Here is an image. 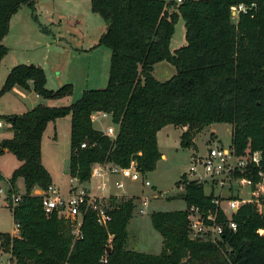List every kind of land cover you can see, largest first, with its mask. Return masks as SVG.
<instances>
[{"label": "trees", "instance_id": "1", "mask_svg": "<svg viewBox=\"0 0 264 264\" xmlns=\"http://www.w3.org/2000/svg\"><path fill=\"white\" fill-rule=\"evenodd\" d=\"M34 1L0 0V61L8 52L2 40L11 16L21 6L33 10ZM241 3L255 6L233 18L230 8ZM90 8L106 24L95 46L111 51L107 84L84 89L68 105L39 103L6 115L12 136L0 141V154L8 151L20 162L8 178L6 199L18 177L25 190L16 193L21 197L15 205L7 203L18 233L2 232L0 249L14 264H264V233L258 232L264 228V199L261 212L254 203L242 204L233 216L236 229L225 228L221 242L191 237L187 207L208 205L212 195L185 173L175 182L183 184L179 196L185 208L150 213L152 227L162 236L157 254L126 248L134 197L110 204L107 228L97 223L93 211H84L78 235L70 219L57 210L44 211L42 195L32 193L52 184L41 160V137L48 122L66 115L71 117L68 173L80 183L90 180L95 163L127 166L135 159L142 174L153 171L161 158L157 132L168 124L184 127L180 144L188 146L205 126L229 123L237 156L261 154V167L250 168L247 176L254 183L260 180L258 171L264 176V0H90ZM178 18L184 21L186 42L171 51ZM160 61L175 69L167 80L153 74ZM30 84L45 99L73 92L72 83L47 88L41 66L19 63L7 73L0 94ZM96 111L109 114L117 126L114 138L93 127Z\"/></svg>", "mask_w": 264, "mask_h": 264}, {"label": "rangeland", "instance_id": "2", "mask_svg": "<svg viewBox=\"0 0 264 264\" xmlns=\"http://www.w3.org/2000/svg\"><path fill=\"white\" fill-rule=\"evenodd\" d=\"M77 2L73 0H39L38 8L36 9L38 17H33L31 19L24 16V14L30 13V10H33L27 6H23L19 12L17 11L18 13L16 12L11 16L12 18L9 21L8 35L5 41V44L10 48L9 55L16 57V59L19 60L18 63L34 64L36 62H45L49 77L56 81V74L59 70L54 67L66 63L71 51L73 54L78 55L79 52H77L75 48L89 46L90 41L98 38L99 34L104 29L105 22L98 13L91 11L90 1L77 0ZM19 16L23 18L22 25L16 21ZM49 17H51V19H47ZM19 25H21L20 28H18ZM45 28L48 30H45ZM57 33H60L62 38L56 41L53 38L58 36ZM50 38L53 39V42L49 46L44 45L43 42ZM184 43V21L182 18H178L174 25L171 44L172 47H179ZM101 49L99 53L110 51V49L104 45H101ZM47 57L48 59H46ZM100 58L102 62L100 68L104 73L107 71L109 64L107 63L108 59L107 57L105 58L103 54H101ZM8 61L9 60L6 59L5 62L0 64V88L3 84L4 71ZM84 61L85 56L80 58L76 56L72 57V65L67 71L71 79L75 78L73 79L75 82L72 92L74 96L73 101L80 97L82 92L81 89L85 88L86 82L82 78L83 74L78 68ZM163 63L170 65L173 72L165 73V71L161 69L162 66H155L156 68L153 70V74L161 81L169 79L175 73V69L170 63L166 61ZM73 64H75V68ZM106 84L107 79L105 81L101 79L98 88H104ZM15 91L16 90H13V92L6 91L7 93L4 92L0 94V110L2 113L8 111L10 106L17 100L18 97ZM0 121L2 122V126H0L1 141L4 138L11 137L12 131L6 119V114L0 115ZM92 123L93 127L96 129L106 128L109 124L111 125L108 115L100 116V118L93 120ZM159 131V149L165 154V158H160L156 163L155 169L145 174L144 179H148L151 185L145 186L140 180L133 181L130 178H124L126 185L125 190L128 195L120 194L121 196H114L113 199H110V202H108L113 204L120 198L134 197L135 207L133 216L127 225V249L151 253L158 252L160 245L158 237H160V234L152 227L150 213L158 210L173 211L185 208V202L179 196L181 190L177 189L175 182L184 172L190 178L197 177L193 173H190L189 167L195 164L194 158L201 157L206 153L207 147L216 145L226 147L230 145L232 125L229 123H212L207 125L193 137L192 142L188 146H182L180 144L181 127L166 125ZM53 143L55 145V151L49 150L47 154L46 146L44 147V151L50 163L55 166L57 177L62 183L61 192H63L68 183L70 150L68 129L61 126L60 135ZM3 153L0 154V172L10 177L14 167L19 164V161L12 153ZM17 179L15 182L14 194L21 193L24 190L23 183L19 182ZM8 185L9 183H7V180L4 179L0 181V188L3 190L0 192V233H11L15 228L10 208L7 206L8 200L6 199V194L8 192ZM118 190L122 191V189ZM93 191L99 192L96 186L93 187ZM205 191H207V189H205ZM156 193L158 196H154ZM247 193L248 192L243 193L244 197H247ZM142 197H147L148 205L144 208V212L139 213L138 208L142 207L140 205ZM0 250H2V248ZM0 252V264H9L7 263L8 254L5 251Z\"/></svg>", "mask_w": 264, "mask_h": 264}, {"label": "built area", "instance_id": "3", "mask_svg": "<svg viewBox=\"0 0 264 264\" xmlns=\"http://www.w3.org/2000/svg\"><path fill=\"white\" fill-rule=\"evenodd\" d=\"M176 1L177 3L182 2V0ZM254 6V3L249 6L243 3L232 6L230 8L231 15L233 18H237L240 13L245 14ZM107 115L109 116L106 112L96 111L91 114V119ZM0 126H2L1 121ZM103 133L111 138L116 136V131L111 126L107 127ZM86 145V142L81 143V147H86ZM194 161L195 164L189 167V171L197 177L187 176L188 179L205 184L209 190L207 194L212 196L208 205L187 207L189 234L191 237L218 243L223 240L225 228L236 229L237 225L233 216L242 204L254 203L259 212L263 210L260 200L264 192L263 172L258 171L260 180L256 183L250 176H247L252 168L259 169L261 167V154L259 151H254L246 156H237L230 145L226 147L216 145L207 147L206 153L201 157L194 158ZM110 174L121 178H130L133 181L140 180L145 186L151 185L148 179H144L145 174L137 169L135 159H131L127 166L114 163H95L91 168L90 180L85 183H89L93 179L97 180L96 189L99 193L93 191V187L80 183L76 177L70 176L67 194H62L53 185H49L46 190H43L41 195L44 211L51 213L53 210H57L62 216L70 219L77 235L82 213L87 210L93 211L97 223L107 228L112 220L111 205L105 200L103 193L109 187ZM115 186L123 188V180H116ZM182 188L183 184L181 183L177 189L181 190ZM2 191L0 188V192ZM245 192H248L247 197L243 195ZM154 196H158V194L156 193ZM20 197V194H10L11 205H15ZM140 205L142 207L138 208V212L142 213L148 205L147 197L141 198ZM16 227L18 228L17 225ZM258 232L264 233V228L259 229Z\"/></svg>", "mask_w": 264, "mask_h": 264}, {"label": "crops", "instance_id": "4", "mask_svg": "<svg viewBox=\"0 0 264 264\" xmlns=\"http://www.w3.org/2000/svg\"><path fill=\"white\" fill-rule=\"evenodd\" d=\"M73 1L74 2H77V0H73ZM163 1H165V0H163ZM171 1L177 3L176 0H171ZM38 2H39V0H35L34 1V9H33V11H31L29 9L30 10V13H25L24 16H26L29 19H31L33 17H36L37 18L38 17V14H37L36 9L38 8ZM165 2H170V1H165ZM22 7L23 6H21V8L18 10V12L22 9ZM47 19H51V17H49ZM16 21H18V23H20L22 25V22H23L22 16H19L16 19ZM21 25H19L18 28H20ZM105 29H106V24H104V29L99 34V37L105 31ZM45 30H48V29L45 28ZM184 34H185V28H184ZM7 35L8 34H6L5 37L2 40L3 44L6 45V46H7V44H5V41H6ZM57 35L58 36L56 38H53L56 41L59 40L60 38H62V36L60 35V33H57ZM172 37H173V35H172ZM172 37H171V39H172ZM98 38L94 39L93 41H90V45L87 46V47L75 48V50L77 52H79L78 55L73 54V52L71 51L70 54H69L68 60L66 61V63L60 64V65L54 67L55 69H58L59 70V72H57V74H56V77H57L56 81L54 79H52V78L49 77L48 72L46 70L47 69V66H46L45 62H40V63L39 62H36V63H34V64L39 65V66H41L43 68V70L45 72V75H46V86L49 87V88H52V89H56L55 87H58L59 85H61L64 82L72 83V85L75 86V82L73 80L75 78H72L71 79V77L68 76V72H67L68 71V68H70V66L72 65L71 64V58L72 57H75V56L77 58H80L82 56H85L84 63L83 64H80V67H78L79 70L83 74L82 78L86 82L84 89H88L87 87L98 88L99 87L98 85H99L101 79L105 81L108 78V71H109V64H108L107 71L103 73L102 69L100 68L102 66V62L100 60L101 59L100 56H101V54H103V56L105 58L107 57V59H108L107 60L108 61L107 63H109V61H110V55H111V51H105V52L99 53L102 50L101 49V45L95 46L96 42L98 41ZM53 39L50 38L49 40H46L45 42H43L44 45L49 46L53 42ZM169 47H170V50L171 51L174 50V49H176V48H178V47H172L171 40H170ZM9 50H10V48L8 47L7 54L2 58V61L0 62V64H1L2 62H5L6 59L9 60L7 66L5 68V71H4L3 81H4L7 73L9 72V70L14 65L19 64L18 63L19 60H17L16 57H13V56H10L9 55V53H10ZM46 59H48V57ZM163 62L164 61L157 62L154 65L153 70L156 68L155 66L159 65V66H162L161 69L164 70L165 73H172L173 72L172 67L170 65H168L167 63H163ZM164 64H167V65H164ZM73 67L75 68V64H73ZM52 85H58V86H52ZM84 89H81V91H83ZM13 90H16L15 92L17 93V97H18V98L16 97L17 100L15 101V103L12 106H10V108L8 109V111H5V112L2 113L1 110H0V115H4V114H6V115L21 114V113H23V112H25V111L33 108L38 103H41V104H44V105H49V106H60V105H65V104L68 105V104L72 103V101L74 99L73 93L71 95L64 96V97H61V98H56V99H45V98H42L39 95H37L31 89V84H30V87L28 89H25V88H23L21 86L15 85V86L12 87L11 90H9L7 92H13ZM7 92H5V93H7ZM98 118H100V117H98ZM94 120H96V119H94ZM109 120H110L111 125L109 124L107 127L111 126L117 132V126L115 124H113V122L111 121L110 116H109ZM92 122H93V120H92ZM70 125H71V117H70V115H66V116L57 118L54 121H50V122L47 123V125L45 127V130L43 131L42 137H41V160H42V163H43V165L45 166V168L48 170V172L51 175V178H52V184L51 185L57 187L60 192L62 190L61 180L57 177V174L55 172V166L50 163L49 159L45 155L44 147L46 146L47 154L49 153V150L55 151V145H54L53 142L55 140H57L58 136L60 135L61 126L64 127V128H66V129H68L69 136H70ZM92 125H93V123H92ZM168 125H172V124H168ZM174 127H177V126H174ZM106 128H100V129H97V130H100L101 132H103V131L106 130ZM181 129H182V132H183L184 131V127H181ZM159 132L160 131L157 132V144H158V148H159V137H158V133ZM159 151H160V149H159ZM6 152H8V151H5L3 154H5ZM160 153H161V158H165V154L162 151H160ZM19 164H20V162H19ZM18 165H16L14 167V169ZM0 174L2 176V178L0 179V181H2V180L5 179V180H7V183H9L8 182L9 176H6V175L2 174L1 172H0ZM69 178H70V175L68 173V183H67V187H66L65 191L61 192L62 194H67L68 187H69ZM119 179H123V182H124V178H121L120 176H116V175H112V174L109 175V183L110 184H109V187H108L107 191H105L103 193V195L105 196V199L107 200V202H110L109 200L112 199L114 196L115 197L116 196H121L120 194L128 195L127 192H126V190H125V188H126L125 182H124V187L123 188H117L115 186V181L116 180H119ZM17 180L19 182H22L23 185H24V182H23V178L22 177H19ZM97 183H98L97 180L93 179V180H91V182L85 183V185L90 186V187H94V186L97 185ZM9 186L10 185H8V188H9ZM118 189H120V190L122 189V191H119ZM205 189H207L206 186H205ZM24 190H25V187H24ZM24 190H23V192H24ZM207 191L209 192L208 189H207ZM207 191H206V193H208ZM23 192H21V194ZM42 192H43V190L40 189V188H34L33 191H32V193L33 194H36V195H40V194H42ZM111 194H113V195H111ZM17 233H18V228L16 227V224H15V228H14V230L10 234L11 235H17ZM158 242L160 243L159 248H158L159 250H158V252L152 253V254H157V253H159L161 251V247H162V236L161 235H160V237H158ZM0 251H2V250H0ZM141 252L151 253V252H147V251H141ZM6 253L8 254V257H7L8 258V260H7L8 262L7 263L14 264L10 260V254L8 252H6ZM0 254H1V252H0ZM0 258H1V255H0Z\"/></svg>", "mask_w": 264, "mask_h": 264}, {"label": "water", "instance_id": "5", "mask_svg": "<svg viewBox=\"0 0 264 264\" xmlns=\"http://www.w3.org/2000/svg\"><path fill=\"white\" fill-rule=\"evenodd\" d=\"M262 198L264 199V192L262 193ZM107 251H110V246L107 247Z\"/></svg>", "mask_w": 264, "mask_h": 264}]
</instances>
